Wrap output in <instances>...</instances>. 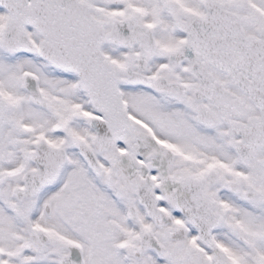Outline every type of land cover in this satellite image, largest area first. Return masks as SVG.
<instances>
[{"label":"snow or ice","instance_id":"obj_1","mask_svg":"<svg viewBox=\"0 0 264 264\" xmlns=\"http://www.w3.org/2000/svg\"><path fill=\"white\" fill-rule=\"evenodd\" d=\"M0 264H264V0H0Z\"/></svg>","mask_w":264,"mask_h":264}]
</instances>
